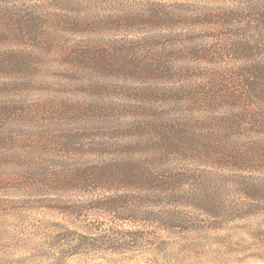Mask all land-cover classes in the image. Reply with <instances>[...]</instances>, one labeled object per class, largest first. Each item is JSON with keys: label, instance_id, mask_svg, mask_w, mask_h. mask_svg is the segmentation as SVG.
<instances>
[{"label": "trees", "instance_id": "obj_1", "mask_svg": "<svg viewBox=\"0 0 264 264\" xmlns=\"http://www.w3.org/2000/svg\"><path fill=\"white\" fill-rule=\"evenodd\" d=\"M11 2L0 0L4 5L0 16L23 32L50 22L54 27L70 24L80 34L92 35L107 22L89 15L56 14L52 19L43 11L45 15L37 11L20 15L12 11ZM179 11L158 2L130 19L141 17L145 26L158 25L162 30L174 22L192 23L204 16L207 25L224 26L229 31L224 35L230 36L216 38L203 48L204 40L155 36L136 40L132 50L117 52L101 41L84 40L73 51L61 54L55 53L52 40L37 38L41 51L29 58L36 65L34 59L46 65L57 56L67 64L66 73L88 80L94 89L108 85L104 82L111 79L132 81L140 85L137 104L96 105L86 111L121 116L122 120L132 115L131 124L113 133L50 135L47 141L45 133L25 134L24 123L30 121L22 106L0 101V214L15 210L24 200L21 192L28 196L45 193L48 197L41 207L62 214L73 224H85L87 235L82 237L93 245L80 248L78 237L60 241L68 255H77L95 249L96 243L106 250L131 248L133 233L121 229L127 224L185 228L181 211L186 208L227 221L264 212V50H255L259 46L255 41L231 36L244 35L241 31L247 26H253L252 35H264V14L244 24L238 13L198 12V8ZM48 146H58L62 153L83 151L112 158L54 166L44 161L43 152L52 153L46 150ZM64 191L80 193L82 200L67 201L60 195ZM228 193L238 197L225 211ZM93 216L105 219V225L110 223L96 237Z\"/></svg>", "mask_w": 264, "mask_h": 264}, {"label": "rangeland", "instance_id": "obj_2", "mask_svg": "<svg viewBox=\"0 0 264 264\" xmlns=\"http://www.w3.org/2000/svg\"><path fill=\"white\" fill-rule=\"evenodd\" d=\"M10 1L12 11L22 12L20 15H26L29 11H43L46 15H52V19L56 14L69 17L89 15L102 17L107 21L102 28L94 32L95 34L87 35L80 34L75 28L68 26L70 24L54 27L50 22L46 23V27L41 24L40 29L23 32L15 28L16 24L11 20L0 16V57L3 63L0 66V101L22 106L30 121L24 123L25 134L45 133L47 141L50 135H81L87 132L107 135L125 124H131L132 115L122 120L121 116L92 115V112L86 111L96 105L101 108L110 105L134 106L137 104L136 91L140 85L132 81L111 79L105 81L104 83L109 84L100 89L99 86L96 89L91 88L88 80L73 78L71 74L66 73L64 69L67 64L59 61L57 56L46 61V65L34 59L36 65L29 58L41 51L38 37L52 40L57 46L56 54L73 51L75 44L84 40L101 41L102 45L109 46L110 51L117 52L132 50V43L143 38H175L179 35L183 38L204 40L199 42L203 48L212 45L216 38L225 39L230 36L224 35L229 31L221 25H207L204 16L194 18L192 23L177 21L162 30L158 25L145 26L146 21H142L141 17L140 20L130 17L144 14L158 2L167 4L171 9L181 10L179 12L198 8V12L207 9L238 13L245 20L244 24L249 20L258 21L262 17L255 15L264 14V0ZM3 7L0 3V11ZM38 23L40 25V22ZM251 27L253 26H247L245 31H241L244 35H231L232 38L255 41L256 45H259L255 50H264V35H252ZM35 39L37 42H34ZM28 60L30 62H27ZM46 150L52 153L43 152L44 161L48 160L54 166L87 164L112 158L94 156L83 151L62 153L58 146H48ZM230 193L226 196L225 211L235 205L238 197ZM20 194L24 195L21 197L24 200L21 199L15 205V210L0 214V264H264L263 211L254 216L227 221L208 217L206 213L196 209L186 208L181 211L186 220L185 228L164 230L149 222L127 224L121 229L133 233L131 248L106 250L96 243L95 249L68 255L66 248L61 246V238L78 237L77 240L81 241L80 248L87 247L88 243L94 244L82 237L87 235L83 228L85 224H73L62 214L41 207V201L48 197L43 192H33L31 196L22 192ZM60 195L67 201L82 200L80 193L74 191H64ZM91 221L98 229L93 232L94 237L108 230L110 225H105L107 221L98 216H93Z\"/></svg>", "mask_w": 264, "mask_h": 264}]
</instances>
